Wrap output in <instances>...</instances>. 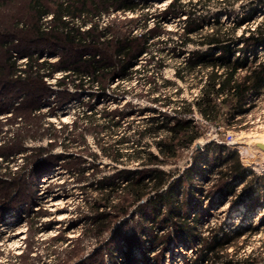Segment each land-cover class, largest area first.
Listing matches in <instances>:
<instances>
[{"label":"rangeland","instance_id":"rangeland-1","mask_svg":"<svg viewBox=\"0 0 264 264\" xmlns=\"http://www.w3.org/2000/svg\"><path fill=\"white\" fill-rule=\"evenodd\" d=\"M53 1L39 0L48 10H54ZM134 1L139 3L135 12L115 10L109 6L106 10L92 13L94 16L90 19L102 27L108 25L118 31L129 30L135 35L146 32L158 21L160 28H154L148 48L135 67L153 68L155 71L150 58L162 57L164 65L161 73L175 79L173 71L177 61L194 46H179L176 35L168 32L180 30L185 14L178 16L171 10L165 12L170 0ZM218 1H207L196 13L206 15L209 20L218 14L229 25L240 17L243 6L249 0H238L231 6ZM29 3L30 0H0V151L6 148L8 151L7 162L0 158V264H191L189 259L194 256V248L183 245L182 236L175 229L178 219L175 217L164 222L165 210L170 203L155 211L147 209L146 218L133 205L117 219L96 221L95 212L89 205L95 195L92 184L108 176L120 180L115 175L117 170H133L137 167L136 162L114 163L99 154V144L92 133L79 134L75 141L65 146L67 141L63 140V133L54 132V136L50 134L53 131L42 128L52 123L58 129L80 117L86 109V113L98 111L95 116L98 122H102L99 116L102 108H122L125 114L119 126L99 136L102 141H112L125 133L134 139L136 131L143 125L141 118L152 113L153 104L146 96L135 94L143 88L136 76L129 80L114 77L104 89L87 84L82 88L59 85L56 80L61 77L62 71L35 83L34 78L29 83L27 79L10 76L11 55L15 54L17 63L23 64L27 56L37 53L40 54L39 61H54L60 55L74 53L72 47L53 32L43 35L33 32L35 24L39 23ZM262 18L264 9L261 7L254 19L259 21ZM129 19L135 21L132 23ZM73 23H79V18H74ZM82 27L86 28L85 25ZM106 52L104 47H90L85 55L99 53L103 56ZM258 54L264 55V49H260ZM174 81L180 89L179 97L190 99L196 94L197 89L189 79ZM140 83H143L142 79ZM124 89L128 92H122ZM250 103L252 107L238 124L204 123L203 135L195 140L201 145V149L196 151L204 152L209 144L203 157L195 160L190 146L174 161L162 164L161 168L169 175L162 189L171 188L176 192L175 197L189 200L191 210L180 220L187 216V223H193L201 234L207 233L208 226L220 223L226 230H231L250 222H259L258 230L249 237L244 252L253 248L264 255L261 247L264 240V220L261 219L264 205L246 210L240 200L233 203L232 194L226 191L219 178L218 171L223 165L214 162V157L223 153L221 147L225 146L238 154V159L247 169L264 175V150L253 143L256 138L264 140V87L250 96ZM88 106L93 109L89 110ZM165 110L170 112L171 108L166 107ZM34 114L38 117H33ZM79 123L81 127L85 125L84 120ZM19 126L27 129L23 131L25 133L18 129ZM228 133L232 139L227 141ZM150 139L145 138L146 141ZM78 159H81V165L88 167L83 175L75 172L76 166L71 167ZM189 168L195 171L190 178H185L184 172ZM52 176L54 180L50 181ZM217 184L222 185L221 189L215 186ZM231 185L236 192L242 186L240 181L235 180ZM41 189L47 190V193H41ZM262 189L264 182L261 187L255 182L253 195L258 196ZM210 190L209 198L202 196ZM194 213L200 215L198 221L192 220ZM59 216L64 217L58 219ZM257 264H264V259Z\"/></svg>","mask_w":264,"mask_h":264},{"label":"trees","instance_id":"trees-1","mask_svg":"<svg viewBox=\"0 0 264 264\" xmlns=\"http://www.w3.org/2000/svg\"><path fill=\"white\" fill-rule=\"evenodd\" d=\"M207 1L209 0H170L164 10H171L178 16L185 14L180 30L168 33L176 35L179 46H194L188 50L186 56L177 61L173 71L175 79H189L196 87L197 92L191 95L190 99L179 97L180 89L176 86L175 79H169L161 73L164 65L162 57L150 58L155 71L153 68L135 67L139 57L148 48V40L153 37L154 28H160L158 21L146 32L135 35L129 30L118 31L108 25L102 27L97 21L90 19L94 16L92 13L106 10L109 6H113L115 10L135 12L139 3L134 0H54V10L43 8L39 0H30L29 6L36 12L39 23L35 24L33 32L38 35L53 32L66 45L71 46L74 53L60 55L54 61H39L40 54L37 53L27 56L23 64L17 63L15 54L11 55L9 75L27 79L29 83L35 79V83L36 80L42 81L43 77L51 76L56 71H62L61 77L56 80L59 85L82 88L87 84L95 85L99 89H104L114 77L129 80L136 76L143 88L135 94L146 96L153 107L151 114L138 117L142 119L143 125L136 131L134 139L125 133L112 141H102L103 138L99 136L102 132L108 134L119 126L125 114L122 108H102L99 111L102 122H98L95 116L98 111L86 113V109L80 117H75L58 129L53 127L52 123H47V126L42 128L53 131L50 134L54 136V132L63 133V140L67 141L65 146L69 145L70 141H75L74 138L79 134L92 133L99 144V154L114 163L136 162L137 167L133 170H117L115 175L121 181L108 176L92 184L95 195L91 197L89 205L95 212L96 221L99 223L107 218L117 219L126 214L133 205H136L142 217L146 218L147 209L155 211L170 203L165 210L164 222L175 217L178 219L175 229L178 235L182 236L183 245L186 248H194V256L189 259L191 264H257L259 260L264 259V255L257 249L252 248L248 252H244V249L251 234L258 230L259 222H250L246 226H237L231 230H226L220 223L208 226L207 233L201 234L196 231L193 223H187V216L180 220L191 210L189 200L178 199L175 197L176 192L171 188L162 189L169 175L161 165L177 159L184 149L189 148L203 135L204 123L233 126L243 121L252 107L250 102L246 105L250 96L264 87V55L258 54L260 49H264V18L259 21L254 19L260 8L264 9V0H249L243 6L240 17L229 25L221 20L218 14L209 20L206 15L196 13ZM236 1L238 0L218 2L231 6ZM49 15V19H46ZM74 18H79V23H73ZM134 21L135 19H129V22ZM83 25L86 28H83ZM239 29L241 30L237 33ZM90 47H104L107 54L85 55ZM140 79L143 83H140ZM122 92L128 90L124 89ZM88 107L89 110L93 109L92 106ZM166 107L171 108V111L166 112ZM194 114L198 118H195ZM33 117L38 115L34 114ZM80 120H84L83 127L80 126ZM18 129L22 133L27 130H23L21 126ZM76 132L79 133L75 134ZM146 137L151 138L150 141H146ZM208 147L209 144L204 152L194 151L195 160L203 157ZM222 150L223 153L220 152L214 157V162H218L219 166L223 165L218 174L226 191L232 194V202L240 200L246 210L264 205V189L257 193L258 196L253 195V184L258 182L261 187L264 175H257L247 169L238 159L236 152L228 150L225 146L221 147ZM7 154V148L0 151L1 160L7 162ZM81 163V159H78L71 165L76 166L75 172L77 171L78 175H83L88 168ZM194 171V168L186 169L185 178H190ZM234 180L241 182L242 186L238 192L234 191L231 185ZM222 185L215 186L221 189ZM211 192L206 191L202 196L209 198ZM199 218L200 215L194 213L192 220L198 221ZM261 219L264 220V211ZM261 247L264 253V240Z\"/></svg>","mask_w":264,"mask_h":264},{"label":"water","instance_id":"water-1","mask_svg":"<svg viewBox=\"0 0 264 264\" xmlns=\"http://www.w3.org/2000/svg\"><path fill=\"white\" fill-rule=\"evenodd\" d=\"M255 146H257L259 149L261 150H264V142H256L255 143ZM191 150L193 151H196V150H199L201 149V145L199 144V142L197 141H194L192 144H191Z\"/></svg>","mask_w":264,"mask_h":264},{"label":"bare ground","instance_id":"bare-ground-1","mask_svg":"<svg viewBox=\"0 0 264 264\" xmlns=\"http://www.w3.org/2000/svg\"><path fill=\"white\" fill-rule=\"evenodd\" d=\"M256 142H264V140H262V139H257V138H256V140H254L253 143H256ZM250 144H251V143H250ZM250 146H251V145H250ZM49 179H50V178H48V179H44V181H48ZM42 180H43V179H42ZM52 180H54V176L51 177V180H50V181H52ZM40 192H41V193H47V190L41 189ZM62 217H64V216H59L58 219H60V218H62Z\"/></svg>","mask_w":264,"mask_h":264},{"label":"built area","instance_id":"built-area-1","mask_svg":"<svg viewBox=\"0 0 264 264\" xmlns=\"http://www.w3.org/2000/svg\"><path fill=\"white\" fill-rule=\"evenodd\" d=\"M250 100L246 103V105H249ZM195 118H198L196 114H194ZM227 141L232 139V135L230 133L227 134Z\"/></svg>","mask_w":264,"mask_h":264}]
</instances>
